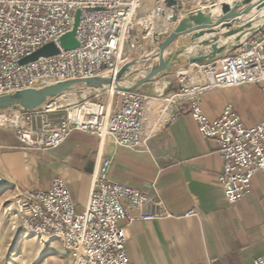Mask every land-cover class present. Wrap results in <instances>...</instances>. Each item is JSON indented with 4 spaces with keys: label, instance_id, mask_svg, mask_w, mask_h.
I'll return each instance as SVG.
<instances>
[{
    "label": "built area",
    "instance_id": "1",
    "mask_svg": "<svg viewBox=\"0 0 264 264\" xmlns=\"http://www.w3.org/2000/svg\"><path fill=\"white\" fill-rule=\"evenodd\" d=\"M138 6L139 0H0V95L117 71L139 51L133 36ZM77 11L80 18L75 39L79 45L64 51L58 40L71 31ZM49 43L57 45L58 55L18 64ZM176 77L177 90L161 98L136 89L116 92L114 107L87 102L80 108L65 109L58 118L38 110L2 116L17 122L8 128L21 144L34 150L56 149L73 132H83L100 141L109 138L120 148L148 151V140L157 126L172 121L173 109L186 102L199 135L218 147L222 170L217 182L227 202L234 204L249 193L255 175L264 177V121L246 128L230 105L219 118L209 121L202 112L200 96L211 90L259 85L264 99V26L234 51L188 66ZM110 169L111 160L100 162L81 213L62 178L54 179L47 191L17 194L12 200L17 227L44 243H62L70 264H131L125 253V230L119 223L155 219L146 208L160 202L111 181ZM3 185L0 178V189ZM133 212L139 215L133 216ZM251 264H264V260L256 258Z\"/></svg>",
    "mask_w": 264,
    "mask_h": 264
},
{
    "label": "crops",
    "instance_id": "2",
    "mask_svg": "<svg viewBox=\"0 0 264 264\" xmlns=\"http://www.w3.org/2000/svg\"><path fill=\"white\" fill-rule=\"evenodd\" d=\"M154 2L157 0H139L138 10L146 11ZM181 3L180 18L201 7L191 0ZM176 84L175 88L167 77L137 90L160 98L176 91L178 81ZM200 100L209 121L219 118L227 105L246 128L264 121L259 85L207 91ZM173 111L175 118L157 126L148 140V151L120 148L109 138L100 141L83 132H73L56 149L34 150L21 144L13 130L0 127L2 200L30 190L47 191L54 179L62 178L81 213L100 162L109 159L111 181L160 202L146 208L155 219L119 223L125 230V253L131 264H251L256 258L264 260V177L255 175L249 193L228 203L217 182L222 162L216 143L199 135L188 103Z\"/></svg>",
    "mask_w": 264,
    "mask_h": 264
},
{
    "label": "water",
    "instance_id": "3",
    "mask_svg": "<svg viewBox=\"0 0 264 264\" xmlns=\"http://www.w3.org/2000/svg\"><path fill=\"white\" fill-rule=\"evenodd\" d=\"M259 3L257 0H235L229 4L217 3L206 8H195L192 11L183 13L180 18V12L182 13L180 0H164L165 8L172 12L169 19L175 24V27L164 39L155 34L153 41L157 44L154 48L149 47L140 57L125 63L113 73H105L93 78L54 82L39 88L2 94L0 95V113L36 111L49 102H57L69 94L85 90L99 91L113 87L117 92L133 91L160 74L169 72L176 64H201L216 60L237 49L242 42L253 34L247 35L240 42V35L243 31L240 25L244 23L242 20L258 11ZM79 18L80 12L77 11L71 31L58 40L59 47L64 51L75 49L79 45L75 39ZM185 37L187 43L181 46L179 41ZM230 37H234L233 42L218 45L220 39ZM174 44H176L175 48L171 49ZM194 47L199 49L209 48V51L199 50L193 54H187L186 51ZM164 53L167 54V59L158 65L151 66L154 59L161 57ZM58 54L59 48L57 45L49 43L30 56L20 59L18 64L25 65L40 58L53 57ZM139 74H143V77L131 84Z\"/></svg>",
    "mask_w": 264,
    "mask_h": 264
},
{
    "label": "rangeland",
    "instance_id": "4",
    "mask_svg": "<svg viewBox=\"0 0 264 264\" xmlns=\"http://www.w3.org/2000/svg\"><path fill=\"white\" fill-rule=\"evenodd\" d=\"M164 0H157V2H154L150 8H148L146 11H140L137 10L135 15V22L138 20L140 21L145 16H147L150 12L154 11L157 7H160V15H155L154 25L155 27L154 32L162 37L164 39L167 37L170 32L174 28V23L170 21L168 16H171L172 12L165 8L163 4ZM194 1L195 3L199 2L201 3V0H191V2ZM217 3H219V0H217ZM216 3V4H217ZM164 6V7H163ZM264 21L261 24L263 27ZM142 26L140 23L136 25V28H134L133 36L137 38V44L136 46L139 48V51L136 54H133L130 56V59L128 58V61H131L137 56H139L141 53L145 52L147 50V47L154 48L156 46V42L153 41V39H146L142 36ZM255 32V31H254ZM253 33V32H252ZM251 33V34H252ZM245 38V37H244ZM243 38V39H244ZM241 39L240 42L243 40ZM233 42V41H231ZM228 42V43H231ZM187 43V39L182 38L179 41V44L182 46ZM176 44L172 45L171 49H174ZM185 58V57H184ZM126 62V63H127ZM189 66V64H176L174 67L170 69L169 72H164L160 74L155 79L149 81V82H159L167 77H171V81L175 83V88L177 86V78L174 76L175 74H181L183 71L186 70V68ZM147 84V83H146ZM143 85L139 86L138 88H141ZM137 88V89H138ZM140 90V89H138ZM117 91H110L108 89L104 90H85L82 93L77 94H70L63 98V100L71 101L72 104L70 106H54L50 104H54L59 102H50L48 103L51 107L43 106L42 108L38 109L39 112L45 113V115L49 117H62L65 114V109L69 108H75V107H82L87 102H99L107 107H109L112 104V107L115 106L116 101L118 99ZM162 96H160L161 98ZM12 113V111H7L0 113V119L3 118L2 115L9 116ZM1 123V121H0ZM3 124V123H2ZM9 127H12V124H4L0 125L1 128H5L8 130H11ZM2 193L0 194V264H70V256L65 251L62 243L59 241H53L51 243H48V241H45L46 243L40 241L39 239L28 237L26 236L18 227L17 223L15 222V219L13 217L14 208H13V199L8 201L2 200Z\"/></svg>",
    "mask_w": 264,
    "mask_h": 264
},
{
    "label": "bare ground",
    "instance_id": "5",
    "mask_svg": "<svg viewBox=\"0 0 264 264\" xmlns=\"http://www.w3.org/2000/svg\"><path fill=\"white\" fill-rule=\"evenodd\" d=\"M233 1H235V0H219V4L220 3H227V4H229V3H231V2H233ZM257 2H260L259 4V9H258V11H256V12H253L252 13V15H250V16H247L245 19H243L242 20V22H244V23H242L241 25H240V28H242L243 29V31H242V33H241V35H240V40L241 39H243L244 37H246L247 35H249V34H251L252 32L254 33V31H256V30H258L260 27H261V24L263 23V21H264V0H257ZM211 0H202V2L200 3V6L201 7H209V6H211ZM164 7V6H163ZM199 7V6H198ZM162 9V8H161ZM160 7H157L154 11H152V12H150L147 16H145L143 19H141L140 21H136L135 23L136 24H138V23H140L141 24V26H142V36H143V38H146V39H153V36L156 34L155 32H154V29L153 28H155V27H153L152 28V26L155 24L154 23V20L156 19L155 18V15L156 16H161L160 15ZM169 17V16H168ZM246 21V22H245ZM245 39V38H244ZM243 39V40H244ZM234 40V37H230V38H227V39H220V41H219V43H218V45H223V43H228V42H231V41H233ZM242 40V41H243ZM241 41V42H242ZM205 49H207V50H209V48H205ZM199 50H203L204 51V49H199V48H190V49H188L186 52H187V54H193V53H195V52H197V51H199ZM167 59V54H163L161 57H157L156 59H154V61L152 62V64H151V66H155V65H158V64H160V63H162V62H164L165 60ZM125 64V63H124ZM123 64V65H124ZM122 65V66H123ZM121 66V67H122ZM189 66L190 67H194V64H189ZM120 67V68H121ZM119 68V69H120ZM143 77V74H139V75H137L136 77H135V79L132 81V83L131 84H133L134 82H137L138 80H140L141 78ZM128 86V85H127ZM108 90H110L111 92L112 91H115V89L112 87V88H108ZM119 92V91H118ZM72 101V100H71ZM71 101H69V100H67V101H65V100H63V99H61L59 102H57V103H52V104H50V105H54L55 107L56 106H58V107H61V106H70L71 104H72V102ZM50 103V102H49ZM49 106V104H47L46 105V107H48ZM53 106V107H54ZM50 108L52 107V106H49ZM48 107V108H49ZM52 107V108H53ZM0 121H1V123H3V124H12L13 126L14 125H16L17 124V122L16 121H6L5 119H4V117L3 118H1L0 119ZM103 141V140H102ZM2 192H0V194H1ZM52 240H49L48 242H51Z\"/></svg>",
    "mask_w": 264,
    "mask_h": 264
}]
</instances>
